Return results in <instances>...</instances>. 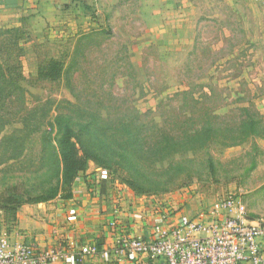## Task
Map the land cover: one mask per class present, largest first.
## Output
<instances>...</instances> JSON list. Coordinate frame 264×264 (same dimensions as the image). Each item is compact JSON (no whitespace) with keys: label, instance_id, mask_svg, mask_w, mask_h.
Returning a JSON list of instances; mask_svg holds the SVG:
<instances>
[{"label":"rangeland","instance_id":"374dc122","mask_svg":"<svg viewBox=\"0 0 264 264\" xmlns=\"http://www.w3.org/2000/svg\"><path fill=\"white\" fill-rule=\"evenodd\" d=\"M68 1L53 21L0 26V66L13 85L0 96L12 124L0 154L19 132V163H37L59 117L95 129L103 120L106 140L121 122L149 127L165 115L233 123L247 109L264 117V0ZM53 62L65 69L54 82L42 76ZM149 170L184 186L174 192L193 186L203 207L240 196L247 218H264L262 139L214 144Z\"/></svg>","mask_w":264,"mask_h":264},{"label":"trees","instance_id":"16d2710c","mask_svg":"<svg viewBox=\"0 0 264 264\" xmlns=\"http://www.w3.org/2000/svg\"><path fill=\"white\" fill-rule=\"evenodd\" d=\"M64 71L62 64L53 62L42 71V76L54 82L64 76ZM11 88L13 85L7 83L0 66V96L3 97V89ZM2 111L0 106V134L12 125L5 121ZM243 114L233 123L185 117L172 120L166 115L160 124L151 120L149 127L135 124L132 128L130 123L121 122L111 140H106L100 129V124H106L103 120L97 123L100 128L95 129L91 123L76 124L68 117H59L55 121L56 137L43 133L41 157L33 165L19 163L23 150L17 137L19 132L14 133L15 141L0 154V212L14 217L26 205L71 199L77 178L90 163L108 171L113 180L118 179L139 196L172 193L184 186L171 187L163 172H153L149 167L188 152L203 151L214 144L231 148L253 138L264 140V117L247 109ZM143 117L146 115L136 119ZM113 169L121 173L120 178H116Z\"/></svg>","mask_w":264,"mask_h":264},{"label":"crops","instance_id":"0c3cea01","mask_svg":"<svg viewBox=\"0 0 264 264\" xmlns=\"http://www.w3.org/2000/svg\"><path fill=\"white\" fill-rule=\"evenodd\" d=\"M67 4L68 0H0V26L53 21ZM193 190L191 186L165 195L139 196L90 163L77 178L71 199L26 205L14 217L0 212L1 230L12 242L33 246L36 255L65 247L69 241L67 250L78 255L79 264H165L149 256L118 254L119 239L130 234L150 241L158 225L174 228L192 219L205 205ZM114 218L119 220L117 229L110 227ZM88 246H96L97 254L81 256V249Z\"/></svg>","mask_w":264,"mask_h":264},{"label":"built area","instance_id":"2783aa9c","mask_svg":"<svg viewBox=\"0 0 264 264\" xmlns=\"http://www.w3.org/2000/svg\"><path fill=\"white\" fill-rule=\"evenodd\" d=\"M119 226L117 218L110 223L113 229ZM65 244L36 255L33 246L12 242L3 234L0 220V264H79L78 255L67 250L70 242ZM97 252L96 246H88L79 254ZM117 253L149 256L165 264H264V218H247L242 198L229 195L202 207L192 219L174 228L158 225L150 241L122 236Z\"/></svg>","mask_w":264,"mask_h":264}]
</instances>
